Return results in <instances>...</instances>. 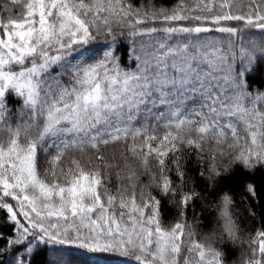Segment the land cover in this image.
Listing matches in <instances>:
<instances>
[{"label":"snow or ice","instance_id":"1","mask_svg":"<svg viewBox=\"0 0 264 264\" xmlns=\"http://www.w3.org/2000/svg\"><path fill=\"white\" fill-rule=\"evenodd\" d=\"M257 62L264 0H0V212L16 264L39 244L120 257L92 264H264V185L244 182L246 217L229 190L264 172V91L245 80ZM70 255L53 247L48 264Z\"/></svg>","mask_w":264,"mask_h":264},{"label":"trees","instance_id":"2","mask_svg":"<svg viewBox=\"0 0 264 264\" xmlns=\"http://www.w3.org/2000/svg\"><path fill=\"white\" fill-rule=\"evenodd\" d=\"M251 39L256 43H261V34L259 32L249 33ZM126 43H128L126 41ZM259 55V53H258ZM131 64V61H129ZM234 68L239 66V62L233 65ZM246 83H249V86L253 90H262L264 91V66H262L259 62L253 67L251 73H245ZM184 167L189 169L186 173V176L190 175L192 179L189 181L190 184L195 186L196 176L195 172L198 168V163L196 159H193L190 154H186L182 157ZM255 181L257 185H264V172H257L256 174H249L244 171H239L237 173L236 182L230 186V192L233 195L234 200L237 201L236 208L237 212L241 215V217L247 216V208L249 201L244 199L245 193L243 190V184L246 181ZM199 190V189H197ZM167 200V203L164 202ZM205 207H208L205 205ZM177 207L174 200L164 198L161 203V220L165 227H170L172 224L176 222L178 219ZM199 212V209H196ZM257 214L264 209H261L259 205L256 207ZM15 237V233L13 231L12 222L5 217L4 212H0V264H16V260L13 259V249L5 244L6 240L13 239ZM246 239H251V237H246ZM55 247L60 250L61 255L71 254L67 256V258L72 259L78 264H92V258L94 257H105L106 259L114 260L120 258L117 254L113 253H102V252H90L85 249H79L74 246H61V245H45L39 244L34 248L32 254L28 255L25 252H20L18 255L20 257H24L27 255V259L24 261V264H48V260L50 259L49 252ZM239 255H247V253H240ZM234 257V261L239 258Z\"/></svg>","mask_w":264,"mask_h":264}]
</instances>
